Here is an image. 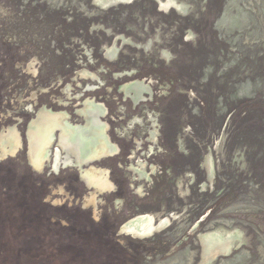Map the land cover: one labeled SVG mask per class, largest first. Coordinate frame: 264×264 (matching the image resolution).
<instances>
[{"label":"rangeland","instance_id":"374dc122","mask_svg":"<svg viewBox=\"0 0 264 264\" xmlns=\"http://www.w3.org/2000/svg\"><path fill=\"white\" fill-rule=\"evenodd\" d=\"M94 1L99 6L100 0ZM130 2L100 11L93 0H0V129L17 124V130L23 134L26 122L40 107L59 113L64 126L77 132L86 125L87 117L94 115L95 128L110 148L112 143L118 146L120 155L92 165L108 170L109 181L121 189L119 194L123 198L121 212L114 213L111 203L116 194L101 197L105 203L99 207L96 219L105 213L114 219L116 227L138 211L181 215L153 242H121L129 252L139 253L141 264H155L166 260L170 252L192 246V237L184 242L176 234L179 225H189L197 219L200 203L206 208L216 203L215 192L204 196L197 193L196 184L204 179L203 171L198 168L199 158L206 153L202 145L211 144L221 122L230 115L228 124L233 127L227 128L223 134L226 138L218 145L219 151L230 152L226 166L220 168L214 182L220 178L217 185L227 204L251 203L253 207L250 212L227 216L235 219L234 225L243 237L242 248L233 254L240 251L249 254L246 259L241 256V261L237 256L234 264H264V0H134L126 5ZM185 6L184 17L170 12L173 8L183 14ZM107 31L121 34L129 41L128 45L118 47L125 70L135 69L138 77L160 81L166 76H178L183 79L182 89L166 91L170 95L165 100L156 99L143 112L141 107L134 111L130 102H124L117 92L118 82L111 79V72L119 70V65L103 60L100 55L99 49L110 45ZM189 34L191 40L182 42V37ZM148 40L151 41L145 49ZM159 47L174 56L171 68H164L158 62ZM162 54L167 59V52ZM82 70L93 73L96 80L86 78V73L79 78ZM88 86L98 89H87ZM153 90L160 95L159 89ZM178 90L183 94H177ZM128 91L127 96L138 95V89ZM105 109L108 115L104 121L109 125L107 134L112 143L99 119L105 115ZM144 112L152 113L157 124L158 137L153 144L143 137L144 124L147 125ZM75 113L83 117L84 124ZM177 135L178 148L186 153L185 157L176 153ZM55 140L48 149L50 161L39 177L32 176L28 170L24 148L1 166L14 173V186L7 188L11 194L27 193L22 188L27 173L34 181L42 179L47 184L45 202L53 204L52 220L66 223V211L81 203L86 190L76 180L73 169L61 170L58 176L49 174L48 166L58 173L61 166L71 165L66 162L70 158L62 151L58 152L56 167L53 166ZM115 145L106 158L118 153ZM150 146L152 157L146 153ZM235 150L242 153V168L238 163L227 165ZM138 161L144 170L155 166L153 185L131 181L127 167ZM168 171L171 176L165 174ZM187 175L196 184L187 187ZM176 179L181 184L177 190L173 184ZM31 182L26 181L27 185ZM135 184L139 187L137 193ZM58 188L63 190L64 198L56 195ZM183 191L186 195H181ZM69 196L73 202L65 200ZM147 215L127 222L137 227L145 224L141 225L145 233L140 239L170 225L167 218ZM152 226L155 231H146ZM130 232L124 233L134 237ZM215 234L202 236V242L207 243L203 254L216 240ZM222 234L226 241H233L232 234ZM230 257L224 260L230 261ZM210 260H202V264Z\"/></svg>","mask_w":264,"mask_h":264},{"label":"flooded vegetation","instance_id":"af4514ba","mask_svg":"<svg viewBox=\"0 0 264 264\" xmlns=\"http://www.w3.org/2000/svg\"><path fill=\"white\" fill-rule=\"evenodd\" d=\"M133 1L134 0L126 5L132 4ZM154 3H156V1H154ZM93 4L100 11L124 5L119 3L117 5L110 6L104 9L98 6L94 0ZM170 12H174L178 16L184 17L187 12V8L185 6V11L183 14L177 13L173 8L170 9ZM105 34L111 37L110 45L100 48V55L103 60L112 64L119 65V70L111 72V79L115 83L118 82L116 86L117 92L121 95L124 102H130L134 111L139 110V107H141V111L143 112L146 106H153L156 99L165 100L170 95V93H166V91H169L171 89H182L183 79L178 76H166V79L160 81L156 79L153 80V78L138 77V72H136L135 69L125 70L120 63V51H118V47L128 45V39H126L121 34L112 35L108 31L105 32ZM189 37H191L190 34L183 36L182 42L188 43L191 40V38ZM122 38L125 40V42H123ZM150 41L151 40H148L147 43H145V49L148 48V44H150ZM106 48H112L114 50L111 49L109 52H106ZM156 51L158 62H161L164 68H171L172 62L175 60L174 56L161 47L157 48ZM163 51L167 52V59L163 56ZM84 56L87 55L85 54ZM83 73L87 74L86 78H88L89 80H96L93 73L85 70L80 71L78 73V77L83 78L82 76H80ZM88 74H90L91 76H88ZM95 88L98 89V87L96 86L87 87V89ZM121 89L127 90L125 92ZM128 89H138V95H133V98L131 96H127L125 93L129 92ZM153 89H159L160 95H156ZM176 93L183 94L179 90L176 91ZM81 105L82 104H80V107ZM38 109L34 113V116L37 114ZM105 112V115L100 116L99 119L100 122L105 125L106 135L111 142L110 137L107 134L109 125L104 121V118L108 115L106 109ZM144 115L147 121V125L144 124L143 131L145 133L143 137L147 139L150 144H153L158 137L157 124L153 118L152 113L144 112ZM77 116L82 118V123L84 124L83 117L79 115ZM230 119L231 116L228 115L223 123L221 122L219 131L217 132L215 139L209 146L206 147L205 145H202V147L205 148L206 153L203 157L199 158L198 168L203 171L204 179L196 184V181L193 180L192 176H186L189 180L187 187L196 184L197 193L202 194L203 196L210 195L215 192L216 203L212 206H207V208L204 207L202 203H200V212L197 215V219L189 225H179L176 234L180 236L182 241L184 242H187L190 237H192L193 245L186 247L183 251L180 252L168 253L166 260L158 261L155 264H202L203 252L206 249L207 245V243L205 244L202 242V236L210 233L220 232L224 233L223 235H233V246L227 255H217L215 258L211 259L208 264H234L237 261V256L239 258V261H241V256H243L244 259L249 257V254L245 251H240L238 252L239 254H233L235 251L242 248L243 237L242 231H240L239 228L234 225L235 219L227 218V216H232L237 212H250L253 210V207L251 203L243 204L242 202H235L232 205L227 204L222 199L223 197L221 194H223V191L217 185L220 178L218 179L217 183L214 182L215 175L219 173L220 168L222 166H226V161L230 152L226 150L224 152H221L218 149V145L222 143L224 138H226L223 135L224 132L227 130V128L233 127L232 124H228ZM31 120L26 122L23 134L19 133V131L17 130V124L0 129L1 135L2 132L7 133L8 128L14 127L18 133L20 144L18 151L14 155H10L9 153H7L6 155L3 154L2 156V149H0V264H42L45 262H47L46 264H141L142 257H140L139 253L137 252L135 255L129 252L126 248H124L121 242L123 240H128V242L132 244L140 243L143 241L153 242L158 234L171 228L173 222L179 220L181 215L174 212L164 214L138 211L133 213L129 218L125 219L124 221L116 225V227H114V219H111V216L108 217L104 213L102 214V218L96 219V217L99 213V207L103 206L105 203L104 200L101 199V197H111L115 194L116 197L113 198L111 203L112 211L114 213L121 212L123 208V198L119 194L121 191L119 187L117 189L114 183L110 181L114 187L111 192L100 193L99 190H96L95 192L93 188H91V190L87 188L85 182L81 178V174L78 171L79 169L61 166L58 173H55L48 166L47 169L49 170V174L53 176H58L61 170L73 169L75 171L76 180L81 183L86 190V194H84V196H82L81 198V203L77 204L76 207H69V210L66 211V219L68 218L66 223L52 220L50 210H52L51 207L53 206V204H50V206L45 202V190L47 189V184L44 183L40 178L36 179V181H34L32 178V176L39 177L45 167H42L41 170H35L29 163L27 131ZM183 131H186V129H184ZM183 131L181 130V133ZM203 134H205L204 136H206V133L203 132ZM11 136H13V134H11ZM57 138L58 136L56 137L55 142L57 141ZM174 138V144L177 148L176 153L183 157L187 156L186 153L180 151L178 148V142L180 140L178 139V135ZM228 138L229 135L227 136V140ZM202 140H204V138H202ZM98 143H101V140H99ZM1 145L2 143L0 140V146ZM115 146L118 147L117 145ZM22 148H24L27 168L32 175L31 176L29 173H27L24 179H30L32 182L28 183L27 185L26 180L23 183L22 188L23 190L27 191L26 194L24 191L11 194L9 193L7 188L14 186V173L9 168L1 166V163L8 159L15 158L16 155L22 150ZM152 152L153 149L152 146H150L149 150L146 152L148 154V157L154 156V153ZM119 155L120 150L118 148V153L115 156L107 157L102 161L115 159L119 157ZM241 156L242 153H240L239 150H235L234 154H231L229 164L227 165L230 166V163H238L240 164L239 168H242L244 165H242ZM90 166L88 164L87 167ZM96 168L107 170L100 167ZM145 169L146 170L143 169V167L141 166V162L139 161L137 163L128 165L127 170L131 174V181L140 184L153 185L151 179L155 177V175L157 174V170L153 165H151V168L147 166V168ZM165 174L171 176L170 171L166 172ZM173 184L176 190L181 187L178 179L174 180ZM18 185L19 184H17L16 188H18ZM134 190L136 193L139 191L138 184H135ZM61 191V188H58L56 195L58 197L64 198V192L62 193ZM91 194L93 196L98 194L96 201L92 202L89 201V199L86 202L85 200L87 198V195L90 196ZM182 194H185V191H183L181 195ZM66 199L72 198L69 196L68 198H65V200ZM203 200L199 201L201 202ZM73 201L74 199L71 200V202ZM62 204L66 205V203ZM145 214H151L156 217H163V219L167 218L170 220V225L159 231L158 233H154L153 235L143 239H140L138 237L134 238L122 232V227L129 224L127 223L128 221L133 220L139 215ZM215 216L216 218L212 219V217ZM229 257L230 261L224 260L225 258ZM219 259H221V261H219Z\"/></svg>","mask_w":264,"mask_h":264},{"label":"bare ground","instance_id":"6f19581e","mask_svg":"<svg viewBox=\"0 0 264 264\" xmlns=\"http://www.w3.org/2000/svg\"><path fill=\"white\" fill-rule=\"evenodd\" d=\"M129 1L130 0H100L97 2L99 3L100 7L107 8L119 3L125 4ZM35 116L32 118L27 131L29 163L35 170H41L42 167H44L47 162L50 161L48 149H50L53 141L58 136L56 141L57 149L54 155V162L51 160V163L53 162L54 167L57 165L58 152L63 151V153L67 155L68 158H70L66 162L70 163V166L73 168L80 170L81 178L89 190L93 188L95 192L96 190H99L100 193L111 192L113 190L114 187L108 179L107 171L98 169L95 166H90L106 158V156H109L113 151L111 149L113 144L110 148L106 141L103 140L102 134H99L98 130L96 129L97 124L95 126L94 122L92 121L94 120V115L87 117L86 125L78 132L69 129V126L68 128L65 127L66 125L64 126V122H61V115L59 113L52 112L45 107L39 108ZM11 134H13V136H11ZM0 140L2 143L0 146V149H2V156L3 154L6 155L7 153L14 155L20 147L18 133L14 127L8 128L7 133L2 132L0 135ZM99 140H101V143H98ZM70 160L71 162H69ZM88 164L90 167H87ZM61 192L63 193V190ZM88 200L93 202L95 200V196L92 194L90 196L88 195L85 201L87 202ZM146 220L148 221V219ZM141 225L145 224L142 223L140 224V227H137L135 224L129 223L122 227V232L124 233L131 230L130 234L134 237H142L145 231ZM151 230L155 231L153 226L149 227L146 231ZM215 235L217 238L208 246L206 252L203 254V261L215 258L220 254H228V251L232 246V241H226V237L222 238L221 233H216Z\"/></svg>","mask_w":264,"mask_h":264}]
</instances>
